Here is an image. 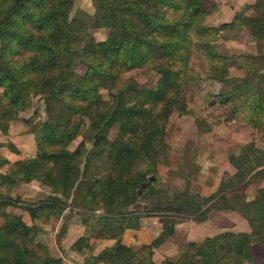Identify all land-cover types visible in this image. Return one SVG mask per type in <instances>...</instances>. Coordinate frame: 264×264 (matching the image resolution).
I'll list each match as a JSON object with an SVG mask.
<instances>
[{"label":"trees","instance_id":"1","mask_svg":"<svg viewBox=\"0 0 264 264\" xmlns=\"http://www.w3.org/2000/svg\"><path fill=\"white\" fill-rule=\"evenodd\" d=\"M74 3L0 0V133L23 119L32 98L45 109L29 129L33 157L12 141L0 143L20 156L11 161L0 151V264H67L40 239L46 222L78 229L70 249L84 255L85 264H159L155 251L175 235L176 224L203 223L213 210L243 212L250 230L188 240L166 264H264L251 248H264V186L258 185L264 148L255 139L239 145L230 155L235 173L206 195L194 182L202 174L198 151L178 156L166 140L170 112L190 114V96L205 82L220 84L204 94L209 105L264 140V0L244 4L220 24L207 23V0H93V14L73 13ZM100 28L108 29L102 40L92 33ZM244 34L251 50L216 48ZM132 71L147 81L134 74L123 79ZM161 162L182 185L159 187ZM33 181L49 190L24 202L17 189ZM152 196L154 204L139 208ZM149 216L160 217L163 230L150 243L126 245L125 231ZM97 240L114 243L94 254Z\"/></svg>","mask_w":264,"mask_h":264},{"label":"rangeland","instance_id":"2","mask_svg":"<svg viewBox=\"0 0 264 264\" xmlns=\"http://www.w3.org/2000/svg\"><path fill=\"white\" fill-rule=\"evenodd\" d=\"M207 1L211 6L216 2V0ZM230 2H233L235 6H238L240 9L244 4L248 3V0H230ZM78 9L93 14L95 10L93 0H75L73 13ZM221 22V20L213 19V13L212 15H208V24H220ZM92 33L96 39L102 40L107 36L108 29H92ZM253 47V44L248 41L247 35L245 34L237 40L222 39L216 43V48L226 54L251 50ZM132 74H134L142 83L147 81L145 74L140 71L126 73L123 75V79ZM232 75L241 77L242 73L232 68ZM240 82L241 80L238 81V83ZM219 87L220 84L216 82L203 83V90L196 93L192 97L190 96V114L180 116L177 111H171L169 114L170 123L167 132V143L170 145L172 153L178 156L187 154V152L190 151H198V163L202 167V174L194 182L206 195L212 194L218 188L222 179H228L235 173L236 168L230 162V155L237 154V148L239 145L248 143L252 139H255L257 146L264 148V140L260 138L257 131L253 130L248 125L241 124L234 120H225L223 111L218 106L209 105V103L205 100L204 94L206 92L217 91ZM104 93H107V91H104ZM36 111H38V113H35ZM44 113L45 109L43 101L38 97L32 98L27 109L21 113L22 118L24 120L28 119L29 122H25L23 119L13 121L7 135L0 133V143H9L12 141L20 148L22 155L26 157H33L36 154V141L34 134L30 133L29 129L31 124H34L39 119H42ZM201 120L207 123L208 126L204 125L201 127ZM114 133L115 132H113V135ZM86 134L87 132L78 137L71 144L70 148L74 149ZM0 151L4 156L10 158L11 161L20 157L6 146L1 147ZM170 169V164H166L164 162L159 163L161 178L159 183L160 188H168L174 183L179 185L183 184L184 180L175 174L170 173ZM258 185L264 186V181L258 183ZM46 189L48 190V187L42 185L38 181H33L28 184H22L17 189V193L24 202H30L37 200L38 197H41ZM157 199V196L143 198L139 204V208L150 206L154 204ZM9 210L20 214L23 218L25 217L29 220L27 213L20 207L12 206ZM209 215L210 217L208 220L203 223H198L192 218L188 219V221H192L193 226L191 225L190 228V236L194 240L199 241L207 235H214L225 229L235 231L250 230V226L243 212L233 210H213ZM180 223L181 222H178L176 224V233L169 239L174 242L172 248L174 250H177L178 248L177 254L181 250L180 247L182 245L184 246L186 241L189 240V235L187 236V234H185L187 227H181L179 225ZM43 225L45 226V231L41 238L43 241L46 240L49 244H51L53 253H56V242L59 247H63L65 244H63V242L67 243V241L75 240L78 234L74 231L69 232L68 228L60 222H48ZM168 242L169 241H167L155 252L154 258L159 264H166L165 253H167L170 246L167 245L169 244ZM251 248L257 262L262 263L264 261V248L257 244H253Z\"/></svg>","mask_w":264,"mask_h":264},{"label":"crops","instance_id":"3","mask_svg":"<svg viewBox=\"0 0 264 264\" xmlns=\"http://www.w3.org/2000/svg\"><path fill=\"white\" fill-rule=\"evenodd\" d=\"M252 1H254V0H248V2H252ZM208 4L212 8L210 14L212 15V13H213V19L221 20L222 22L230 21L234 17L236 11L239 9V7L235 6V4L233 2L231 3L230 0H216L215 4H213L212 6L210 5V3H208ZM240 5H242V4H240ZM8 159H10V158H8ZM48 190L46 189L43 192V195H41V197H38V199L42 198L44 196V193H46ZM27 215L29 217V220H27L25 217H24V220L27 221L28 223H32L31 218H30L28 213H27ZM209 217H210V215H209ZM46 223H48V222H46ZM60 223H62V222H60ZM179 225L181 227H185V228L187 227L188 229L186 228L185 234H187V236L189 235V237H188L189 240H194L190 236V230H191L190 228L192 225V221L186 220V221L181 222ZM162 227H163V223H162L160 217H158V216L143 217L141 220V227L140 228H138V229L137 228H128L125 231V234L123 237V242L126 245H135V246L150 243L163 230ZM66 228H68L69 232L74 231V232L78 233L76 239L78 238L80 233L78 232V229H76V227L71 225L70 227L68 226ZM176 229H177V227H176ZM44 231H45V226L43 225V230L40 233V239L41 240H42L41 237L44 234ZM207 236H209V235H207ZM75 240L67 241V243L63 242V244L65 243L63 247H59L58 243L56 242L55 243L56 253L52 252L51 244H49L48 241H46V240H44V241L42 240V241L49 246L50 252L53 255L58 256V257H62L67 264H85L84 255H81V254H79L75 251H72L70 249V246L73 244V242ZM168 241H169L168 242L169 244H167V245H170V246H169V250L167 251V253H165V256L167 257V256L177 255L178 248H177V250H174L172 248L174 245V242H172L170 240H168ZM113 243H114L113 240H97L96 241L97 248L94 251V254H98L104 247L111 245ZM61 245H62V242H61Z\"/></svg>","mask_w":264,"mask_h":264}]
</instances>
